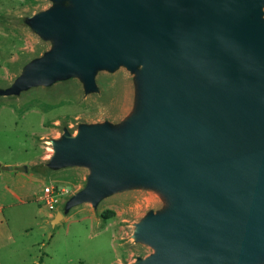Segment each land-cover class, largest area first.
I'll return each instance as SVG.
<instances>
[{
    "label": "water",
    "instance_id": "95a60500",
    "mask_svg": "<svg viewBox=\"0 0 264 264\" xmlns=\"http://www.w3.org/2000/svg\"><path fill=\"white\" fill-rule=\"evenodd\" d=\"M78 1L45 14L64 46L21 81L78 69L92 83L97 62L123 61L143 66L152 100L129 134L87 129L60 146V160L94 163L82 198L168 183L183 203L139 227L159 251L136 264H252L264 250V0Z\"/></svg>",
    "mask_w": 264,
    "mask_h": 264
},
{
    "label": "rangeland",
    "instance_id": "374dc122",
    "mask_svg": "<svg viewBox=\"0 0 264 264\" xmlns=\"http://www.w3.org/2000/svg\"><path fill=\"white\" fill-rule=\"evenodd\" d=\"M78 5V0H0V205L15 203L11 194L21 185L28 194L25 204L4 210L0 264H136L159 251L139 236V227L183 203L176 188L144 177L84 199L94 163L59 159L67 137L101 128L129 134L133 124L152 113L141 64L97 62L92 83L78 69L21 81L64 46L60 35L43 28L45 14ZM251 19L257 17L252 13ZM260 19L264 22V4ZM48 186L69 191L52 210L41 199ZM58 213L64 217L53 224L50 217ZM221 264L234 263L224 259ZM252 264H264V250Z\"/></svg>",
    "mask_w": 264,
    "mask_h": 264
},
{
    "label": "crops",
    "instance_id": "0c3cea01",
    "mask_svg": "<svg viewBox=\"0 0 264 264\" xmlns=\"http://www.w3.org/2000/svg\"><path fill=\"white\" fill-rule=\"evenodd\" d=\"M3 172L0 171V174H2ZM27 187L25 185H21L18 187V192H12L11 196L15 199V203H12L10 205H0V225H3L5 222H6V219H5V214H4V210L7 209V208H10V207H13V206H17V205H23L25 204V201H24V198H27L28 194H27ZM4 190L8 191L6 188H4ZM24 190H26L24 192ZM37 199L36 198V202H37ZM18 203V204H17ZM54 216V215H53ZM53 216L50 217V221L53 222ZM64 217V215H63Z\"/></svg>",
    "mask_w": 264,
    "mask_h": 264
},
{
    "label": "built area",
    "instance_id": "2783aa9c",
    "mask_svg": "<svg viewBox=\"0 0 264 264\" xmlns=\"http://www.w3.org/2000/svg\"><path fill=\"white\" fill-rule=\"evenodd\" d=\"M44 192L45 196L41 199L45 200L51 210L54 209L55 202L69 193L66 188L61 186H48L44 189Z\"/></svg>",
    "mask_w": 264,
    "mask_h": 264
}]
</instances>
